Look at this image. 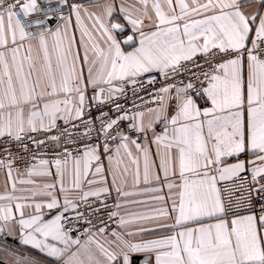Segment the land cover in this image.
I'll return each instance as SVG.
<instances>
[{
	"label": "snow or ice",
	"instance_id": "snow-or-ice-1",
	"mask_svg": "<svg viewBox=\"0 0 264 264\" xmlns=\"http://www.w3.org/2000/svg\"><path fill=\"white\" fill-rule=\"evenodd\" d=\"M0 174L51 264H264V0H0Z\"/></svg>",
	"mask_w": 264,
	"mask_h": 264
},
{
	"label": "crops",
	"instance_id": "crops-1",
	"mask_svg": "<svg viewBox=\"0 0 264 264\" xmlns=\"http://www.w3.org/2000/svg\"><path fill=\"white\" fill-rule=\"evenodd\" d=\"M3 184V175L0 174V185ZM115 198V192L112 194ZM131 200H146L144 195H136L129 197ZM150 204H129L124 212H137L150 210ZM146 227H151V224L146 223ZM162 230L148 232L144 234L145 239H151L156 236L165 235ZM22 258H34L40 261V264H51V258L45 259L43 254L38 253V250L32 249L30 246L23 245L19 239L8 237L6 242H0V264H19Z\"/></svg>",
	"mask_w": 264,
	"mask_h": 264
},
{
	"label": "built area",
	"instance_id": "built-area-1",
	"mask_svg": "<svg viewBox=\"0 0 264 264\" xmlns=\"http://www.w3.org/2000/svg\"><path fill=\"white\" fill-rule=\"evenodd\" d=\"M145 99H147V97H145ZM123 102V101H122ZM139 102V101H138ZM105 110H107V109H105ZM115 200V198H114V196L112 195V198L109 200V203L111 204L113 201ZM115 225H113V227H114Z\"/></svg>",
	"mask_w": 264,
	"mask_h": 264
}]
</instances>
